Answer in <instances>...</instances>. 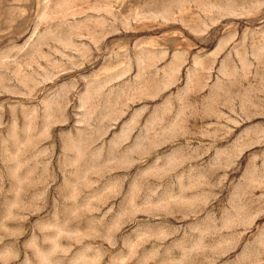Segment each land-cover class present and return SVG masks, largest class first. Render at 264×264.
Returning <instances> with one entry per match:
<instances>
[{"label":"rangeland","instance_id":"374dc122","mask_svg":"<svg viewBox=\"0 0 264 264\" xmlns=\"http://www.w3.org/2000/svg\"><path fill=\"white\" fill-rule=\"evenodd\" d=\"M0 264H264V0H0Z\"/></svg>","mask_w":264,"mask_h":264}]
</instances>
